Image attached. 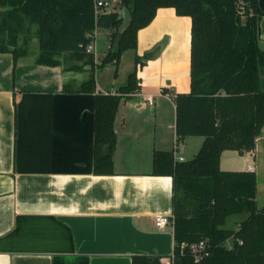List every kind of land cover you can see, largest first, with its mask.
I'll use <instances>...</instances> for the list:
<instances>
[{
    "label": "crops",
    "instance_id": "1",
    "mask_svg": "<svg viewBox=\"0 0 264 264\" xmlns=\"http://www.w3.org/2000/svg\"><path fill=\"white\" fill-rule=\"evenodd\" d=\"M258 1L264 39V0ZM2 20L0 13V27ZM191 25L190 16L162 7L139 31L133 51L142 60L140 88L122 99L116 114L113 174L93 171L95 98L118 88L103 89L96 79L94 93L64 90L90 70L71 69L66 60L77 62L69 53L59 65L37 63L39 51L30 54L39 50L36 26L20 35L18 46L28 53L16 66L11 52H0V264H132L134 255H173L174 226L155 224L156 215L173 212V178L152 174L153 157L179 138L174 97L190 91ZM160 43V52L170 55L148 58L145 52ZM203 140L182 138L191 158ZM220 165L254 171L257 204L264 206V126L255 149L226 150ZM247 215L229 217L226 227L236 229Z\"/></svg>",
    "mask_w": 264,
    "mask_h": 264
},
{
    "label": "trees",
    "instance_id": "2",
    "mask_svg": "<svg viewBox=\"0 0 264 264\" xmlns=\"http://www.w3.org/2000/svg\"><path fill=\"white\" fill-rule=\"evenodd\" d=\"M117 6L96 19L95 0H0V7L6 8L0 11V33L8 34L7 41L0 40V52H11L16 66L28 53L27 46H18L20 35L36 26V62L59 65L63 53H69L82 62L70 68H88L90 77L78 88L69 82L64 90L94 93L97 64L87 46L96 27L111 30V48L100 66L118 65L126 50L138 47L139 31L153 21L159 8L174 7L178 15L190 16L191 86L174 97L176 133L180 139L204 140L198 153L183 161L175 159L173 150L154 152L152 174L173 178L174 252L170 263L161 256L134 255L132 264H264V206L259 208L256 200V173L224 170L220 165L226 150L242 154L255 149L264 126L259 1L120 0ZM123 6L131 9L133 18L119 42ZM139 58L125 85L96 94L95 174L115 172L116 114L122 99L140 88ZM243 212L248 215L236 229L226 227L229 217ZM202 240L209 253L196 261L190 247Z\"/></svg>",
    "mask_w": 264,
    "mask_h": 264
},
{
    "label": "rangeland",
    "instance_id": "3",
    "mask_svg": "<svg viewBox=\"0 0 264 264\" xmlns=\"http://www.w3.org/2000/svg\"><path fill=\"white\" fill-rule=\"evenodd\" d=\"M118 6L116 5L114 7L117 8ZM96 30H97V32H96ZM94 32H96V49H95L96 50V56L95 55L94 56H95V61L97 64L94 73H95V76H96L98 83L100 84V87L104 89L106 86V89H107L108 88L107 85L109 84L110 89H112L113 86H115V88H119L120 85H125L127 83L128 75L136 68L135 52L133 51V49L126 50L123 53L118 65L115 62H109V63H106L104 66H100L104 61V57L107 55L109 49L111 48V39L109 38L110 30L105 29V28H97L96 27L94 29L93 33ZM38 51H39L38 49L32 48L30 54L31 55L35 54ZM147 52L148 51H146L145 53L147 54ZM168 53L169 52L163 53V51H162V52H160L159 55H161V57H163V58H166V57H168V55H170ZM67 57L68 56H66L65 59H67ZM70 57L72 58V56H70ZM75 62H77V61L75 60ZM66 64L67 65L72 64V67L77 65L74 68H77V67H79V65H82L79 62L74 63V61L69 62L67 60H66ZM139 66H140V63L138 65V67ZM73 70L79 71V70H75V69H73ZM80 70H85V69H80ZM89 77H90V73H89L87 79ZM262 77L264 78V72L263 71H262ZM86 80H84V81H86ZM83 82H81L80 84H75V82H72V83L74 84V87L78 88ZM167 100L168 101H167L166 108H170L172 111L173 104H172L170 99H167ZM168 117H169V115H168ZM181 141H182V139H181ZM183 143H184V148H182V151H180V150L175 151L173 147L171 150H174L175 154H177V155L181 153V154H184L187 159H191V157H190L191 155H189L190 154L189 152H191L190 151L191 148L189 146H187L186 141ZM183 150H184V153H183ZM192 158H193V156H192Z\"/></svg>",
    "mask_w": 264,
    "mask_h": 264
},
{
    "label": "built area",
    "instance_id": "4",
    "mask_svg": "<svg viewBox=\"0 0 264 264\" xmlns=\"http://www.w3.org/2000/svg\"><path fill=\"white\" fill-rule=\"evenodd\" d=\"M120 0H95V15H96V19L99 17V15L101 13H104L106 11H111L113 8H115L114 6L117 5V3ZM97 32V30H96ZM96 32H94L91 36L92 41L91 43L87 46V52L89 53H93L96 56ZM145 100L149 101L150 103H154L153 101V97L149 96V97H144ZM184 147V143L183 141H181V139L177 138L174 142V150H180L182 151V148ZM174 152V156L176 160L179 161H183L184 157L181 154H175ZM155 224L158 228H165L166 226L172 225L174 226V215L173 213L171 214H158L155 216ZM191 249V253L193 254V256L195 257L196 261H199L203 256L207 255L209 252L207 250V245L205 243L204 240L199 241L198 243H194L191 245L190 247ZM173 256V255H172ZM172 260L171 259H167V262L170 263Z\"/></svg>",
    "mask_w": 264,
    "mask_h": 264
},
{
    "label": "water",
    "instance_id": "5",
    "mask_svg": "<svg viewBox=\"0 0 264 264\" xmlns=\"http://www.w3.org/2000/svg\"><path fill=\"white\" fill-rule=\"evenodd\" d=\"M119 18L123 20L119 28V42H120L123 37V34L131 24L133 18L131 9L128 6H123L119 11ZM162 46L163 45L161 43L157 44L153 49L147 52V57L148 58L155 57L160 52V50H162ZM258 46L261 50L264 51V39L261 38L258 39Z\"/></svg>",
    "mask_w": 264,
    "mask_h": 264
}]
</instances>
